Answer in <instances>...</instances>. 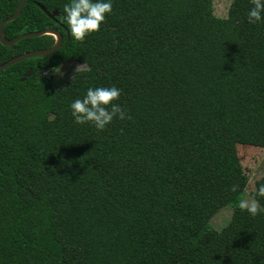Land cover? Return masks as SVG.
<instances>
[{
	"label": "trees",
	"instance_id": "obj_1",
	"mask_svg": "<svg viewBox=\"0 0 264 264\" xmlns=\"http://www.w3.org/2000/svg\"><path fill=\"white\" fill-rule=\"evenodd\" d=\"M19 2L0 0V23ZM67 2L26 0L4 26L63 41L0 72V264H264V198L254 217L239 207L238 145L264 147V22L247 23L249 0L225 18L213 0H112L113 48L72 38ZM54 43L0 42V64ZM69 61L87 67L62 86L44 77ZM90 86L121 89L129 118L73 123L68 105Z\"/></svg>",
	"mask_w": 264,
	"mask_h": 264
},
{
	"label": "clouds",
	"instance_id": "obj_2",
	"mask_svg": "<svg viewBox=\"0 0 264 264\" xmlns=\"http://www.w3.org/2000/svg\"><path fill=\"white\" fill-rule=\"evenodd\" d=\"M250 7L246 12L248 24L264 22V0H249ZM112 13V0H68L63 5L62 20L67 30L76 41L96 33ZM121 89L111 87H88L82 96L75 98L68 105L73 123L90 124L98 131H103L113 119L125 120L127 110L117 101ZM256 197L264 198V183H259L254 196L248 201L242 200L239 207L250 216H256L261 209Z\"/></svg>",
	"mask_w": 264,
	"mask_h": 264
},
{
	"label": "rangeland",
	"instance_id": "obj_3",
	"mask_svg": "<svg viewBox=\"0 0 264 264\" xmlns=\"http://www.w3.org/2000/svg\"><path fill=\"white\" fill-rule=\"evenodd\" d=\"M231 2L232 0H213L215 16L219 18L227 17ZM81 42L88 45L113 48L115 47L116 39L110 27L101 25L96 33L85 37ZM86 67L85 63L69 61L56 69L44 72L43 75L54 86H62L76 71ZM238 154L248 176V184L241 201H248L254 196L257 181L264 175V147L239 144ZM232 213V206L223 207L211 218L212 226L216 229H221L229 221Z\"/></svg>",
	"mask_w": 264,
	"mask_h": 264
},
{
	"label": "water",
	"instance_id": "obj_4",
	"mask_svg": "<svg viewBox=\"0 0 264 264\" xmlns=\"http://www.w3.org/2000/svg\"><path fill=\"white\" fill-rule=\"evenodd\" d=\"M25 3H26V0H20L16 10L14 11V13L9 15L8 17L4 18L1 21V23H0V42L3 45L9 46L11 48H15V43L17 41H19L20 39L28 38V37L42 36L44 34H50V35H53L55 37V43L50 47L34 49V50L26 51V52L20 53L18 55H15L14 57H12L9 60L5 61L4 63L0 64V72L3 71L4 69H6L7 67H9L15 63H18L22 60H25L27 58L36 57V56L49 57L52 54H54L56 51H58V49L61 47V44L63 41L62 34L59 31H57L56 29L50 28V27L39 30V31H30V32H26V33H21V34L13 37L11 39L7 38L4 35L5 24L14 20L15 18H17L19 16V14H20L23 6L25 5ZM40 7L51 18H54L58 14L57 10H54L53 12H49L43 5H40ZM33 73H34V70L30 69L29 71H27L24 74V76L21 78V80H26Z\"/></svg>",
	"mask_w": 264,
	"mask_h": 264
}]
</instances>
